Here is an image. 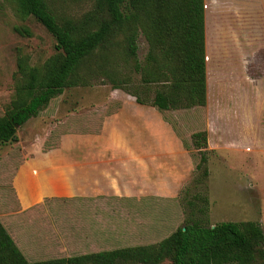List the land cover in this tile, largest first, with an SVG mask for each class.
Here are the masks:
<instances>
[{"label": "rangeland", "instance_id": "374dc122", "mask_svg": "<svg viewBox=\"0 0 264 264\" xmlns=\"http://www.w3.org/2000/svg\"><path fill=\"white\" fill-rule=\"evenodd\" d=\"M51 6L58 15L78 17L90 8V0H51ZM14 26L27 28L29 35L17 33ZM219 39L220 47L211 39L206 42L203 106L161 111L139 104L134 108L137 103L132 96L96 79L89 86L64 89L17 128L15 141L0 144V222L27 260L155 243L182 223L190 213L186 201L193 196L200 199L195 201L198 208L206 198L208 223L256 221L264 235V41ZM53 44L52 37L32 17L20 19L8 0H0V115L13 93L17 54L38 65L53 53ZM136 45L142 62L146 43L141 35ZM212 50L220 51L222 65L210 57ZM132 80L137 83V73L132 74ZM152 89L148 87V99ZM145 116L154 119L156 131L163 126L169 129L175 143L187 151L189 161L180 171L183 176L175 197L109 198L106 208L98 212L100 216L86 213L82 207L74 209L67 200L45 198L20 207L19 197L23 203L27 200L18 196V189L15 193L12 181L15 179L17 187L21 164L46 155L53 147H58L54 150L58 158L80 159L85 152L73 151L74 147L144 143L146 132L135 129L140 135L132 136L129 130L133 119L139 127L138 118ZM144 121L142 127L147 129ZM195 131H205V177L194 170L199 152L190 135ZM165 132L167 140L170 134ZM157 134V139L164 136ZM106 155L111 162L118 153L107 151ZM25 183L24 191L33 195L35 183ZM18 186L22 188L19 178ZM197 207L191 210L195 216Z\"/></svg>", "mask_w": 264, "mask_h": 264}, {"label": "trees", "instance_id": "16d2710c", "mask_svg": "<svg viewBox=\"0 0 264 264\" xmlns=\"http://www.w3.org/2000/svg\"><path fill=\"white\" fill-rule=\"evenodd\" d=\"M8 1L17 17H32L54 44L53 53L38 65L17 54L13 93L0 115V144L15 141L17 128L64 89L89 86L96 79L161 111L205 104L203 0H90V8L78 17L56 14L51 0ZM13 30L29 35L23 26ZM138 35L146 43L142 62L136 53ZM190 139L199 152L194 170L205 177V131L193 132ZM195 201L200 199L186 201L190 213L155 243L43 260H27L0 222V264H264L258 222L208 223L206 198L199 208Z\"/></svg>", "mask_w": 264, "mask_h": 264}, {"label": "crops", "instance_id": "0c3cea01", "mask_svg": "<svg viewBox=\"0 0 264 264\" xmlns=\"http://www.w3.org/2000/svg\"><path fill=\"white\" fill-rule=\"evenodd\" d=\"M244 25L245 31L242 30ZM203 36L204 57L206 42L210 39L219 47L220 43H216L219 38L234 40L245 37L252 41H264V0H203ZM208 54L217 58L216 65H222L218 60L220 51H209ZM137 105L132 106L135 108ZM144 119L147 129L142 127ZM135 120L130 123L129 131L132 136H139L142 130L146 132L148 139L144 143L88 144L82 150L74 147L73 151L85 152L80 159L58 158L54 152L58 147H53L45 151L46 155L21 164L17 173L20 174L18 178L22 188L18 186V178L17 187L15 179L12 181L15 193L18 194L19 190L18 196L27 200L23 203L19 197L20 207L26 208L33 203L30 201L43 202L45 198L67 200L74 209L82 207L86 213L100 216L98 212L106 208L105 201L109 198L168 200L175 197L183 176L180 171L189 161L187 151L175 143L166 127L156 131V122L150 116L139 117V127ZM166 130L170 134L167 140ZM156 134H161L162 139L155 138ZM107 151L117 152V159L107 161ZM28 180L36 185L33 195L24 191Z\"/></svg>", "mask_w": 264, "mask_h": 264}]
</instances>
